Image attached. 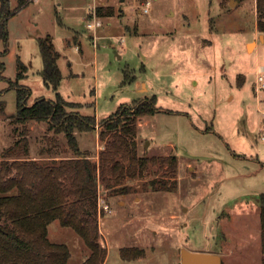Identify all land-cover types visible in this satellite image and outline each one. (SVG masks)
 <instances>
[{"label":"rangeland","instance_id":"374dc122","mask_svg":"<svg viewBox=\"0 0 264 264\" xmlns=\"http://www.w3.org/2000/svg\"><path fill=\"white\" fill-rule=\"evenodd\" d=\"M102 1L103 12L110 6L112 14L101 15L93 40L88 7ZM141 2H149L148 12ZM254 3L30 0L10 19L7 47L14 52L3 57L5 72L14 75L16 55L24 60L30 54L32 36L50 33L60 53L56 90L73 103L68 110L98 122L75 132L78 146L97 163L105 147L100 120L156 96L157 110L136 118V153L175 154V173L167 165H149L141 175L125 176L115 191L98 179L100 196L111 208L98 214L103 264H173L181 248L217 253L222 264H263L258 197L264 192V89L255 92L254 79L264 38L255 34ZM255 35L257 47L252 51V42L247 50L246 41ZM26 64L19 82L29 90L27 103L54 99L55 90L43 82L40 57ZM5 83L0 80V158L8 138L23 128L6 119L16 111V93L8 83L3 90ZM27 129L29 152L72 154L64 133L46 121H30ZM48 237L69 245L67 264L90 254L82 238L57 219L48 224ZM121 247L144 254L126 260Z\"/></svg>","mask_w":264,"mask_h":264},{"label":"trees","instance_id":"16d2710c","mask_svg":"<svg viewBox=\"0 0 264 264\" xmlns=\"http://www.w3.org/2000/svg\"><path fill=\"white\" fill-rule=\"evenodd\" d=\"M24 2L19 0L20 5ZM13 12L9 0H0V39L4 42L8 36L7 18ZM97 12L111 15L112 8L109 6L103 12L99 5ZM256 26L264 32V0H256ZM38 46L42 57L41 76L46 85L56 90L61 80L57 63L60 53L49 35L39 37ZM2 68L0 62V77H3ZM26 70L27 66L18 59L16 79L23 77ZM28 93V88L16 86V111L11 121L23 128L0 158V264H67L69 246L51 241L47 235L48 224L54 219L72 228L90 250L81 264H100L106 251L98 241V179L115 191L114 186L125 176L141 175L149 165H167L171 173H175V154L141 156L136 153V118L157 110L156 96L153 95L150 102L144 99L100 120L99 137L105 140V147L99 154V164L80 149L75 135L77 130L95 128V117L68 110L67 106L73 103L58 91L54 99L38 97L31 104L27 103ZM0 110H3L1 105ZM30 121H46L56 133L63 132L72 154L60 159L27 158L26 125ZM16 151L23 155L10 159L7 154ZM258 200L264 264V192L259 194ZM143 254L142 249L120 248V255L126 260Z\"/></svg>","mask_w":264,"mask_h":264},{"label":"crops","instance_id":"0c3cea01","mask_svg":"<svg viewBox=\"0 0 264 264\" xmlns=\"http://www.w3.org/2000/svg\"><path fill=\"white\" fill-rule=\"evenodd\" d=\"M19 1V0H18ZM12 2V0H9V4H10V8L11 9H13L14 10V12L7 18V32H8V36H7V40L4 42V44H5V48L3 49V50H0V62H2L3 63V68L1 69V74L3 75V77H0V80H5V85L3 86V90H4V88H7L8 86H7V83L9 84V87L10 88H14L15 89V93H16V86L17 85H20V86H23V87H26V85H24V84H22L21 82H19V80L20 79H16V74H17V60L19 59V60H21L26 66H27V64H26V62H28L29 61V59L31 58V56L35 59V61H37V58H39L40 57V62H41V65H42V57H41V53L39 52V50H38V48H39V46H38V38L39 37H43V36H46V35H49V36H51V38H52V40H53V37H52V35L50 34V33H46V34H44V35H39V34H37L36 36H32V38H33V43L30 45V47H31V51H30V54H26L25 56H24V60H22L21 59V57H19V55L17 54L16 55V58H15V73H14V75H8L6 72H5V63H4V55L6 54V55H8L9 56V53L10 54H12V52H14V50L12 49V48H9V47H7V43L9 42V40H8V38H9V28H8V26H9V21H10V19H12L13 18V16H15V15H18V14H21L26 8H28V5H29V1L30 0H24L25 2H24V4H22V5H20V3L19 2ZM118 1H120V2H123V1H125V0H118ZM254 29H255V34L258 36V37H260V38H264V33L263 32H260L258 29H257V26H256V0H254ZM96 4V3H95ZM102 4H105V1H102L101 3H97V6H104V5H102ZM103 17V16H102ZM256 35H255V37H253V38H251L250 40H248V41H246V45H247V50H248V46H249V44H252V42H254L255 43V47H254V49L252 50V51H254L255 50V48L257 47V44H258V40H257V37H256ZM2 40V39H1ZM5 50V52H3L2 53V51H4ZM251 51V52H252ZM26 61V62H25ZM57 63H58V61H57ZM262 66V65H261ZM41 69H42V67H41ZM256 70V69H255ZM26 73V72H25ZM25 75V74H24ZM245 76V75H244ZM43 79V78H42ZM43 82H44V80H43ZM254 82H255V79H254ZM45 84V83H44ZM46 85V84H45ZM7 86V87H6ZM48 86V85H47ZM49 87H51V86H49ZM52 88V87H51ZM52 89H54V88H52ZM55 90V89H54ZM56 91L57 90H55V93H56ZM0 94H1V92H0ZM45 98V97H44ZM12 115V114H11ZM11 115H7L6 116V119L7 120H10L11 121ZM35 122H37V121H35ZM5 123V122H4ZM29 123V122H28ZM27 123V124H28ZM97 123L98 122H96V127H97ZM21 125V124H20ZM22 126V125H21ZM27 126V125H26ZM31 127V126H30ZM99 128V127H98ZM8 129V128H7ZM28 129H29V127H28ZM28 129H27V133H28ZM9 132H12L11 131V129H10V124H9ZM26 133V136L28 137V134ZM9 134V133H8ZM10 135V134H9ZM21 134H19V136H20ZM96 135H98V129H96ZM19 136H13V139H10V137L8 138V146H6V150L17 140V138L19 137ZM98 137V136H97ZM15 138V139H14ZM1 139V138H0ZM11 141H13V142H11ZM80 149L81 150H85L84 148H82L81 146H80ZM19 150V149H18ZM86 151V150H85ZM21 152H18V151H16V152H10L9 154H7L9 157H10V159H13L14 157H16V156H21V155H23V154H20ZM71 155V154H70ZM70 155H68V154H66V155H60V154H58V152H56V151H49L47 154L45 153H39V152H34L33 150H30V152H29V154H28V156H27V158H32V159H39V160H43V159H60V158H62V157H66V156H70ZM89 157H94V154L92 155V156H89ZM99 214V213H98ZM55 220V219H54ZM58 220V219H57ZM59 221V220H58ZM98 221H99V216H98ZM60 223V222H59ZM98 224H99V222H98ZM100 228V227H99ZM48 235V234H47ZM49 238V237H48ZM50 239V238H49ZM83 240V239H82ZM51 241H54V240H51ZM98 241H99V243H101V241H102V238H100L99 237V239H98ZM54 242H58V241H54ZM63 243H65V242H63ZM67 244V243H66ZM68 245V244H67ZM101 245V244H100ZM69 246V245H68ZM102 246V245H101ZM107 249V248H106ZM70 255H71V252H70ZM106 257V256H105ZM70 258V257H69ZM69 260V259H68ZM105 260V259H104ZM83 261V259L80 261V262H78V264H81V262ZM104 262V261H103ZM103 262H101L100 264H103ZM68 263V262H67Z\"/></svg>","mask_w":264,"mask_h":264},{"label":"built area","instance_id":"2783aa9c","mask_svg":"<svg viewBox=\"0 0 264 264\" xmlns=\"http://www.w3.org/2000/svg\"><path fill=\"white\" fill-rule=\"evenodd\" d=\"M143 5V11L148 12L149 11V2H141ZM102 16L98 14L97 12V4H92L88 7L87 12V19H86V26L88 29L93 31V40L97 38L96 31L99 27L102 26ZM255 92H259L261 89H264V56H263V63L261 67H258L255 72V82H254ZM98 213L100 214V211H103L104 213H110L111 208L108 202L105 201L104 197L100 196V187L98 184ZM102 246L103 245L101 241Z\"/></svg>","mask_w":264,"mask_h":264},{"label":"water","instance_id":"95a60500","mask_svg":"<svg viewBox=\"0 0 264 264\" xmlns=\"http://www.w3.org/2000/svg\"><path fill=\"white\" fill-rule=\"evenodd\" d=\"M173 264H222V258L217 253L180 249V259Z\"/></svg>","mask_w":264,"mask_h":264},{"label":"bare ground","instance_id":"6f19581e","mask_svg":"<svg viewBox=\"0 0 264 264\" xmlns=\"http://www.w3.org/2000/svg\"><path fill=\"white\" fill-rule=\"evenodd\" d=\"M249 46H251V44H249Z\"/></svg>","mask_w":264,"mask_h":264}]
</instances>
